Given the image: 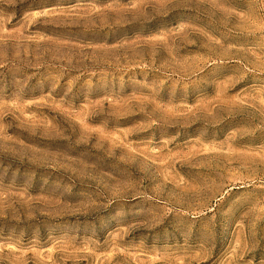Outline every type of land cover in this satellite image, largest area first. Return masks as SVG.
Segmentation results:
<instances>
[{
    "label": "rangeland",
    "instance_id": "374dc122",
    "mask_svg": "<svg viewBox=\"0 0 264 264\" xmlns=\"http://www.w3.org/2000/svg\"><path fill=\"white\" fill-rule=\"evenodd\" d=\"M0 264H264V0H0Z\"/></svg>",
    "mask_w": 264,
    "mask_h": 264
}]
</instances>
